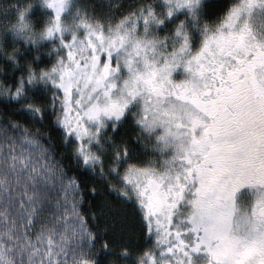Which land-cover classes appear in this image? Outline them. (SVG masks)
<instances>
[{"label":"snow or ice","instance_id":"obj_1","mask_svg":"<svg viewBox=\"0 0 264 264\" xmlns=\"http://www.w3.org/2000/svg\"><path fill=\"white\" fill-rule=\"evenodd\" d=\"M0 264H264V0H0Z\"/></svg>","mask_w":264,"mask_h":264}]
</instances>
